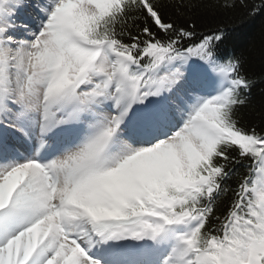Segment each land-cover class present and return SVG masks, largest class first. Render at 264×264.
Instances as JSON below:
<instances>
[{
	"label": "snow or ice",
	"instance_id": "1",
	"mask_svg": "<svg viewBox=\"0 0 264 264\" xmlns=\"http://www.w3.org/2000/svg\"><path fill=\"white\" fill-rule=\"evenodd\" d=\"M202 3L0 0V264H264L254 81Z\"/></svg>",
	"mask_w": 264,
	"mask_h": 264
},
{
	"label": "trees",
	"instance_id": "2",
	"mask_svg": "<svg viewBox=\"0 0 264 264\" xmlns=\"http://www.w3.org/2000/svg\"><path fill=\"white\" fill-rule=\"evenodd\" d=\"M160 2L169 16L177 18L171 6L174 0ZM253 7L258 9L254 13L250 12ZM189 18L198 25V36L211 33L217 26L224 29L219 50L241 57L243 71L254 81L247 94L248 103L240 109L242 120L258 128L264 126V6L261 0H246L245 6L236 0V7L230 10L214 6L212 0H203L201 7L187 11L178 19L183 23Z\"/></svg>",
	"mask_w": 264,
	"mask_h": 264
}]
</instances>
